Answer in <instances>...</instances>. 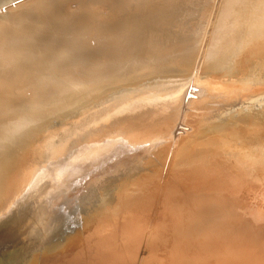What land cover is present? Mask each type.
Here are the masks:
<instances>
[{
	"label": "bare ground",
	"instance_id": "obj_1",
	"mask_svg": "<svg viewBox=\"0 0 264 264\" xmlns=\"http://www.w3.org/2000/svg\"><path fill=\"white\" fill-rule=\"evenodd\" d=\"M72 3L68 0L67 7L64 5L67 15L73 11L69 5ZM77 3L74 13L86 14L87 10L90 13L93 9L98 14L94 17L108 20L105 24L110 26V21L116 22L111 29L107 25V28L101 25V30V27L95 28L98 37L105 40L104 44H101L102 39L97 47L86 46L88 39L83 35L80 37L78 31L87 25L91 28L89 22L92 20H84V17L81 21L76 14H69L73 17L67 18L68 21L66 18L63 21L64 16L63 19L56 18L57 12L53 17L50 14V17H41L43 21L42 24L39 22L38 28L47 26L52 38L49 40L47 36L45 44L53 43L41 49L33 39L26 42L28 46L23 47L21 43L38 30H35V13L43 7L30 6L26 13L24 10V15L18 11L12 13L11 9L12 14L0 19L5 25L4 32L9 35L0 45V168L7 170L0 174V220L3 225L0 228V259L7 262L12 253L19 251L42 226L62 218L59 214L66 212L64 208H50L49 220L41 219L40 214L37 215L40 207L48 209L47 205L72 197L73 192L87 187L98 175L96 171L100 170L85 168L86 157L94 151L98 154L103 149L111 150L106 156H111L109 162L112 163L118 154L121 155L122 148H126L122 155L129 156L136 144L164 129L162 125L171 110L182 107L191 97V87L182 77L138 79L164 70L188 68L203 37H206L207 45L204 73L211 78L203 82L206 89L200 101L204 102L203 107L208 101L212 102L211 106L208 103L211 112L217 105L237 104L242 97L246 102L249 89L256 96L253 101L264 98V0H222L216 9L208 8L212 3L209 5L208 0H134L132 5L128 4L130 0H94L87 4L88 7L83 6L84 0ZM55 8L58 11V7ZM62 12L64 14V9ZM210 12L214 15L212 23L208 24L206 17ZM93 22L98 25V21ZM70 29L79 35L69 34ZM27 30L31 33H26ZM63 30H70L67 37L63 36ZM65 58L72 61L59 65ZM78 58L87 60L84 65L98 59L102 66L96 70L104 71H97L92 77L85 74L87 70L74 72L81 61ZM106 70H114L120 76H103ZM34 73L40 75H31ZM128 79L131 82L124 84ZM80 80L85 82L82 87H72L73 82ZM106 83L116 86L98 94H87ZM54 106L56 109L48 112ZM63 108L67 110L63 112ZM27 115L38 118L34 123L46 122L50 128L48 134L39 136L45 149L36 162L29 159L30 149L25 150L23 158L18 148L24 125H13ZM202 118L200 125L205 123ZM13 172H19V175L9 184L7 176ZM9 185H12L11 191L2 194ZM118 235L116 245H119ZM94 238L98 240L96 236Z\"/></svg>",
	"mask_w": 264,
	"mask_h": 264
},
{
	"label": "rangeland",
	"instance_id": "obj_2",
	"mask_svg": "<svg viewBox=\"0 0 264 264\" xmlns=\"http://www.w3.org/2000/svg\"><path fill=\"white\" fill-rule=\"evenodd\" d=\"M53 1L0 0V19L17 11L24 15L31 7H43L35 13V30H38L32 37L24 39L21 43L23 47L28 46L26 42L32 39L33 43H38L39 49L44 45H53L52 41L45 44L47 36L52 40L48 27L38 28L37 25L39 22L42 24L41 17L49 14L53 17L56 12V18L61 17L60 19H69L76 14L75 17L81 21L84 17V20H92L89 22L91 28L84 26V32L82 29L78 31L80 35L70 29L73 31L63 30V36L69 31V34L80 37L83 35V38L88 39L86 46L89 47H97L104 40L102 36L98 37L95 28L98 26L96 29L101 27V30V25L107 28L109 25L105 23L108 20L102 19L105 22L100 23L102 20L98 16L94 17L98 14L92 8L90 13L86 8L83 11L87 10L86 14L79 11L78 14L77 2L81 0H71L73 3L69 5L73 11L68 15L65 12L68 0H64L66 3L62 0ZM84 1L86 4L83 6L88 7L94 0ZM214 1L208 0V4L212 2L208 8L216 9L215 6L222 0ZM42 2L44 6L41 5ZM133 3L134 0H130L128 4ZM211 12L206 17L208 24L212 23L210 21L214 13L212 15ZM93 21H98V25ZM110 24L111 29L116 22L110 21ZM0 25L1 45V41L9 35L4 32L5 25ZM26 33L30 34L31 31L27 30ZM80 37L77 36L78 41ZM205 41L206 37H203L197 55L188 68L164 70L138 79L147 81L164 76L182 77L191 87V97L182 107L171 110L170 116L162 125L164 129L136 144L129 151V156L122 155V151L126 149L122 148L121 155L118 154L116 161L112 163L109 162L111 156H106L111 150L103 149L98 154L92 152L84 161L87 163L85 168L100 170L96 171L98 175L87 187L73 192L72 197L47 205L48 209L40 207L37 215L40 214L41 219L49 220L50 208H64L66 212L59 214L62 218L48 221L33 234L19 251L12 253L10 262L0 259V264H264V98L253 101L256 96L249 89L246 102L242 97L237 104L217 105L211 112L208 108L209 101L205 103L207 108L203 107L204 102H200L206 91L203 82L211 79L204 73ZM104 42L105 40L101 44ZM1 61L0 57V63ZM71 61L72 59L65 58L59 65ZM86 61L81 60L74 72L77 69L87 70L85 74L92 77L97 71H104L96 70L102 66L98 59L84 65ZM106 71L103 76H120L114 70ZM130 82L128 79L124 84ZM83 83L85 84L82 80L73 82L72 87H82ZM113 83L94 87L87 94H98L108 87L112 89L116 86ZM55 109L56 106L48 109V112ZM66 110L67 108H63L62 111ZM210 113H213L212 118ZM208 114L210 117L202 118ZM25 117L13 124L16 127L24 125L18 148L23 158L25 150L30 149L29 159L36 162L45 149L39 136L48 134L50 128L46 126V122L34 123L38 119L35 116ZM201 118L205 120L202 125L199 124ZM6 171L5 168H0V174ZM17 175L19 172L10 173L7 183L13 182ZM11 186H5L2 194L10 192ZM15 190L19 191L18 188ZM166 197L168 198L165 200ZM170 198L172 200L168 201ZM221 201L224 203H219ZM209 205L212 206L205 208ZM1 224L2 220L0 228L3 226ZM117 233L119 245H116Z\"/></svg>",
	"mask_w": 264,
	"mask_h": 264
}]
</instances>
